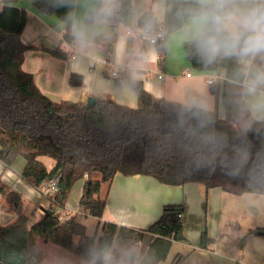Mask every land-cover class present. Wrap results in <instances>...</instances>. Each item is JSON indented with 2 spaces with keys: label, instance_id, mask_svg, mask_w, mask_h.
<instances>
[{
  "label": "trees",
  "instance_id": "1",
  "mask_svg": "<svg viewBox=\"0 0 264 264\" xmlns=\"http://www.w3.org/2000/svg\"><path fill=\"white\" fill-rule=\"evenodd\" d=\"M16 1L4 0L0 5V161L11 168L16 158L22 157L25 165L20 178L38 191L55 177L57 184L50 206L30 228L20 195L6 192L0 184V196L5 197L16 216L14 222L0 225V264H41L43 255L35 239L55 245L84 262L89 248L108 243L134 249L138 264H159L166 259L172 243L184 239L182 204L164 205L160 216L145 229L103 223L98 237L88 236L85 226L75 217L61 222L52 207L64 209L73 184L85 174L79 207L96 219L102 218L106 206L101 188L110 184L117 173L151 176L171 186L199 183L206 190L218 187L234 195H264V125H258L247 136L238 130L228 105L232 90L229 77L234 69L231 62L205 65L184 45L192 69L225 71L221 92L225 117L220 119L217 115L210 129L181 125L180 103L156 99L129 78L121 81L137 96L134 109L99 98L92 106L82 102H55L40 92L31 74L22 70L24 53L35 48L21 42L26 12L7 5ZM53 5L54 0H40L33 8L43 15L55 14L64 27L63 40L72 45L63 23L66 9ZM155 47L164 54L165 39L157 41ZM40 50L54 58H68L60 48ZM163 60L164 55L160 62ZM70 83L79 86L81 77L71 76ZM115 84L119 85V80ZM210 91L218 98L216 86H211ZM207 133L246 147L247 163L241 167L231 160L229 153L228 166L218 165L200 144V137ZM41 157L50 158L53 163L50 169L41 162ZM261 233L264 228L248 230L237 243L238 248H243L251 236L264 237ZM213 242L206 231L201 233L200 244L204 249ZM181 260L182 257H176L172 264H180Z\"/></svg>",
  "mask_w": 264,
  "mask_h": 264
},
{
  "label": "crops",
  "instance_id": "2",
  "mask_svg": "<svg viewBox=\"0 0 264 264\" xmlns=\"http://www.w3.org/2000/svg\"><path fill=\"white\" fill-rule=\"evenodd\" d=\"M36 1L40 0H18L9 2L7 5L26 12V24L20 39L23 44L35 49L24 53L22 70L31 74L40 92L52 101L86 103L87 98L92 97L134 109L137 107V96L128 84L121 81L123 78H129L131 81L140 83L143 89L154 98L173 103L181 104V101L189 94L204 89L216 106L218 117L224 119L225 110L221 103V92L225 71L199 72L192 69L186 60L182 43L167 36L164 54L152 45L155 50L154 62L140 61L132 55L123 62H118L115 50L117 43L123 37V30L117 24L113 26L111 39L99 42L94 53L90 55L80 53L74 44L69 45L63 40L64 27L55 14L43 15L33 8ZM3 2L4 0H0V5H3ZM137 46L145 49L147 44L134 39L129 40L130 53ZM42 48H60L68 54V58L66 60L54 58L42 52L40 50ZM162 55H164L163 63L160 62ZM73 75L81 77L79 86L70 83ZM115 80H119L120 84L116 85ZM208 80H212L213 83L208 84ZM211 86L217 87L218 98L211 93ZM40 160L47 165L43 162V157ZM52 164V161L48 162V169ZM24 165L25 160L20 156L11 168H6L0 161V184L5 186L6 192L12 191L20 195L23 211L28 218L27 226L30 228L40 219L45 209L50 206V202L20 178ZM86 179L87 174L73 184L64 209L52 207L61 222L75 217L78 223L85 226L87 233V221L100 220L95 227L91 226V231L98 237L101 222L145 229L160 216L164 205L182 204L184 206L183 232H185L190 224L197 225L198 218L195 215L204 204L206 209L208 204L212 205L213 202H216L215 205L217 202L225 201L241 204L242 207L247 205L246 222H242L238 216L233 217V211L225 214L223 219L218 220L221 226L215 228V233H209V238L214 241V244L204 249L198 239V245L193 250L208 256V260L202 257L205 259L204 264H264V237L251 236L243 248L236 247L239 237L246 231L264 228V195L262 194L234 195L218 187L206 190L204 185L199 183L171 186L161 184L151 176H123L117 173L110 184H105L101 188L100 195L102 198L106 197V206L102 218L97 220L85 214L79 207L82 187ZM106 185L108 191L104 196L103 187ZM0 203V225L6 226L14 222L16 216L9 209L3 195ZM191 209L196 212L193 216L190 215ZM39 241L40 239H35V244L43 255V263L45 254ZM185 241L172 243L166 259L159 264L167 261L171 264L170 261L179 254L178 252L184 253L182 248L190 247ZM176 244L179 246L175 249ZM65 254L68 255H63L68 261L67 264H83L69 258L72 255L66 252ZM198 262L202 263L194 257H189L182 263L199 264Z\"/></svg>",
  "mask_w": 264,
  "mask_h": 264
},
{
  "label": "clouds",
  "instance_id": "3",
  "mask_svg": "<svg viewBox=\"0 0 264 264\" xmlns=\"http://www.w3.org/2000/svg\"><path fill=\"white\" fill-rule=\"evenodd\" d=\"M53 6L66 9L63 23L80 53H94L119 24L123 37L116 45L118 62L130 55L154 62L152 45L166 36L187 46L205 65L231 62L228 105L238 130L247 136L264 125V0H54ZM130 39L147 47L137 46L130 53ZM216 116L217 108L204 89L181 101V125L210 129ZM200 144L222 167L230 163L229 153L241 167L248 161L246 147L210 133L200 137ZM136 255L134 249L105 243L88 249L85 264H138Z\"/></svg>",
  "mask_w": 264,
  "mask_h": 264
},
{
  "label": "rangeland",
  "instance_id": "4",
  "mask_svg": "<svg viewBox=\"0 0 264 264\" xmlns=\"http://www.w3.org/2000/svg\"><path fill=\"white\" fill-rule=\"evenodd\" d=\"M17 159V158H16ZM50 158L48 157H43V162L47 163V167H49L48 162H50ZM96 178H99V175L96 174ZM108 191V186H104L103 187V195L105 196L107 194ZM216 202H213V204L211 205L210 203L208 204V209H206L205 204L200 207L199 212L196 214V212L194 211V209H191L190 211V215L193 216H197L198 220H197V225H189L187 228V231L183 232V237L184 239L182 241H185L186 244H188L190 247H183L182 249L184 250V253H180L176 255L175 257H173V259L170 261V263L172 264L173 261L176 259V257H182V260L180 262V264H183L182 262L186 261L189 257H194L195 259H197L198 261H202V263L199 264H204V258L202 257H206V260H208V256L201 254V252H198L196 250H193L195 248L196 245H198V239L200 242V236L201 233L203 231H206L208 237H209V233H215L216 231V227L218 228V226H221V222L219 223L218 220L223 219V217L225 216V214H230L231 211H233V217H240L242 222H246L247 221V205L245 207H242V205H237V204H232L230 202H217V204L215 205ZM215 205V206H214ZM242 207V208H241ZM98 220V219H97ZM100 220H98L99 222ZM96 220L94 219H89L87 221V226H88V231H87V235L88 236H93L94 232L91 231V226H96V224L98 223ZM249 223V220H248ZM103 225V222L100 223V231H101V227ZM247 232V231H246ZM245 232V233H246ZM244 233V234H245ZM243 234V235H244ZM242 235V236H243ZM241 236V237H242ZM238 239L237 243L239 242L240 238ZM174 243V242H173ZM246 243V242H245ZM39 244L45 254V260L42 264H54L55 262L58 264H67V260H65L63 255H67L65 254V251L62 250L61 248L43 242L42 240L39 241ZM214 244V242H213ZM212 244V245H213ZM212 245H210L209 247H211ZM245 245V244H244ZM243 245V246H244ZM179 246V244L175 245V249L176 247ZM182 247V245H181ZM237 249L238 246L236 245ZM174 248V247H173ZM174 249V250H175ZM173 250V249H172ZM68 256V255H67ZM69 258L79 261L83 264H85V262L79 258H75L74 256H69ZM61 261V262H60ZM169 262H165L164 264H168ZM197 263V262H196ZM235 264V263H234Z\"/></svg>",
  "mask_w": 264,
  "mask_h": 264
},
{
  "label": "built area",
  "instance_id": "5",
  "mask_svg": "<svg viewBox=\"0 0 264 264\" xmlns=\"http://www.w3.org/2000/svg\"><path fill=\"white\" fill-rule=\"evenodd\" d=\"M164 39H165V37H164V38L157 39L156 42H157V41H162V40H164ZM156 42H155V43H156ZM154 45H155V44H154ZM187 76H189V74H187ZM207 82H208V84H212V83H213L212 80H208ZM84 176H86V174H85ZM56 184H57V179H56V177H55V178L51 179L49 182L45 183V184L41 187V190H40V191H38V190H37V191L39 192V194H40L41 196L47 198V199L49 200V202H50V198H51V197L55 194V192H56ZM0 202H1V196H0ZM0 204H1V203H0Z\"/></svg>",
  "mask_w": 264,
  "mask_h": 264
},
{
  "label": "water",
  "instance_id": "6",
  "mask_svg": "<svg viewBox=\"0 0 264 264\" xmlns=\"http://www.w3.org/2000/svg\"><path fill=\"white\" fill-rule=\"evenodd\" d=\"M95 103V99L92 97L87 98L86 104L87 106H92ZM262 236H264V233H261Z\"/></svg>",
  "mask_w": 264,
  "mask_h": 264
}]
</instances>
